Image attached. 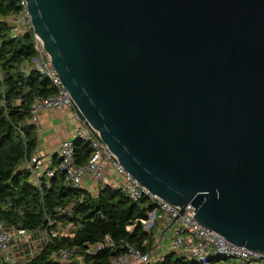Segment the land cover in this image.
Returning a JSON list of instances; mask_svg holds the SVG:
<instances>
[{
  "label": "water",
  "instance_id": "95a60500",
  "mask_svg": "<svg viewBox=\"0 0 264 264\" xmlns=\"http://www.w3.org/2000/svg\"><path fill=\"white\" fill-rule=\"evenodd\" d=\"M86 121L161 199L264 252V0H25Z\"/></svg>",
  "mask_w": 264,
  "mask_h": 264
},
{
  "label": "trees",
  "instance_id": "16d2710c",
  "mask_svg": "<svg viewBox=\"0 0 264 264\" xmlns=\"http://www.w3.org/2000/svg\"><path fill=\"white\" fill-rule=\"evenodd\" d=\"M20 12V0H0V225L45 231L48 237L29 259H0V264H111L128 246L150 251L155 230L145 231L141 222L154 206L147 197L135 201L107 184H99L94 193L71 187L60 170L36 185L23 167L34 155L38 140L37 126L29 121L31 104L37 97L54 93L55 88L37 70L25 67L36 56L35 38L31 28L14 32L10 19ZM73 143L75 162L85 164L92 153L90 145L80 139ZM59 162L53 156L52 166ZM106 236L114 247L86 251ZM60 249L74 250V255L66 261L54 260L53 254ZM136 264L194 262L168 249L148 263Z\"/></svg>",
  "mask_w": 264,
  "mask_h": 264
},
{
  "label": "built area",
  "instance_id": "2783aa9c",
  "mask_svg": "<svg viewBox=\"0 0 264 264\" xmlns=\"http://www.w3.org/2000/svg\"><path fill=\"white\" fill-rule=\"evenodd\" d=\"M20 5L21 12L12 19L16 33L20 29H32L26 10V1L20 0ZM34 38L36 56L27 64L26 69L37 70L50 81L55 92L46 97L34 99L31 104L29 121L36 125L39 112L49 108H68L71 109L75 127L72 140L59 142L55 154L60 160L57 167L52 166V158L42 161L36 155H32L24 164L23 167L30 172L33 183L39 185L43 177L47 182L49 177L60 170L65 174L66 183L71 187L83 188L86 177H91L96 186L107 184L119 188L135 201L144 196L154 205L152 210L147 212L146 218L141 220L145 231L148 232L152 228L155 230L152 249L143 253L137 248L128 246L126 252L113 260L111 264H136L152 261L153 257L163 254L164 250L160 244L164 235L168 238V249L176 251L194 264H264V252L249 250L229 242L223 235L193 218L194 208L190 204L185 205L183 213L180 214V208L158 197L130 174L101 140L99 132L86 121L76 108L52 66L50 57L44 51L41 41L36 39L35 35ZM75 139L88 143L92 149L91 156L85 164L80 165L75 162L73 143ZM107 176L111 177L110 181L107 180ZM66 227L69 225L65 226L63 232L67 233L70 227L68 229ZM127 228L129 229V227ZM39 233L41 237L35 239L33 238L34 232L14 226L0 225V259L15 262L20 260V254L24 250H37L48 237L45 231ZM114 246L112 240L106 236L104 241L91 245L86 251L88 253L97 252ZM16 250L18 255L15 253ZM73 255L74 250L60 249L52 257L57 261H66Z\"/></svg>",
  "mask_w": 264,
  "mask_h": 264
},
{
  "label": "crops",
  "instance_id": "0c3cea01",
  "mask_svg": "<svg viewBox=\"0 0 264 264\" xmlns=\"http://www.w3.org/2000/svg\"><path fill=\"white\" fill-rule=\"evenodd\" d=\"M25 67H28V65L26 64ZM36 126L38 140L34 155L38 156L42 161L55 156L60 141L72 140L74 137L75 121L72 117L71 109L68 108H49L39 112ZM106 178L109 181L111 180L109 176ZM82 187L94 193L99 185L96 186L91 177H86ZM40 237L39 232L33 235L35 239ZM15 253L18 255L17 250ZM30 256L31 253L26 249L20 254L19 259L24 261L25 259H29Z\"/></svg>",
  "mask_w": 264,
  "mask_h": 264
},
{
  "label": "rangeland",
  "instance_id": "374dc122",
  "mask_svg": "<svg viewBox=\"0 0 264 264\" xmlns=\"http://www.w3.org/2000/svg\"><path fill=\"white\" fill-rule=\"evenodd\" d=\"M10 20L12 21V19H10ZM66 228L68 229L69 227H66ZM160 245H161V247H162V249H163L164 251L168 250V238H167L166 235L163 236V239H162ZM29 252L31 253V256H32L35 252H37V250H34V251L29 250ZM29 255H30V254H29ZM31 256H30V257H31ZM18 261L22 262V260H18Z\"/></svg>",
  "mask_w": 264,
  "mask_h": 264
}]
</instances>
